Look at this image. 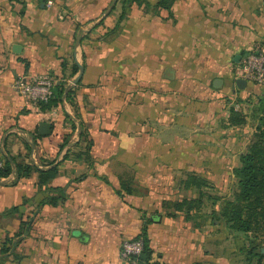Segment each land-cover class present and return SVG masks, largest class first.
<instances>
[{
    "label": "crops",
    "instance_id": "crops-1",
    "mask_svg": "<svg viewBox=\"0 0 264 264\" xmlns=\"http://www.w3.org/2000/svg\"><path fill=\"white\" fill-rule=\"evenodd\" d=\"M160 1L0 0V160L59 169L43 189L37 172L0 179V264H127L122 241L144 225L149 263L216 264L214 251L181 239L199 231L191 220L175 219L183 228L172 233L174 218L154 214L121 177L152 162L154 147L191 148L194 162V147L216 144L218 122L252 85L237 74L241 59L264 52V0ZM43 72L66 86L59 103L12 89L16 76ZM66 115L78 128L61 149ZM45 121L52 127L41 134ZM80 122L88 159L78 153Z\"/></svg>",
    "mask_w": 264,
    "mask_h": 264
},
{
    "label": "rangeland",
    "instance_id": "rangeland-1",
    "mask_svg": "<svg viewBox=\"0 0 264 264\" xmlns=\"http://www.w3.org/2000/svg\"><path fill=\"white\" fill-rule=\"evenodd\" d=\"M233 100L232 109L243 117V122L232 125L230 118L218 122L216 144L193 148L200 151L199 161L190 160L192 149L188 147H173L175 150H171V154L167 147H154V160L138 164L136 176L130 175L132 170H126L129 172L123 179L131 184L132 193L142 197V201L147 198L152 203L154 214L174 220H191V226L199 231L181 239H187L190 244L192 240L198 245L201 242L200 247L191 244L199 251H214L216 264H261L264 230L244 232L232 228L223 216L222 208L226 201L235 197L238 178L234 169L240 166V155L255 139L264 86L252 84L246 96ZM144 151L141 147L140 154ZM208 158L210 160H206ZM190 175L203 177L206 185L187 188L185 181ZM168 228L175 234L183 227L175 220Z\"/></svg>",
    "mask_w": 264,
    "mask_h": 264
},
{
    "label": "trees",
    "instance_id": "trees-1",
    "mask_svg": "<svg viewBox=\"0 0 264 264\" xmlns=\"http://www.w3.org/2000/svg\"><path fill=\"white\" fill-rule=\"evenodd\" d=\"M160 3L170 5L172 0H161ZM124 17L125 13L120 16V20ZM78 71L79 67L76 66L75 72ZM65 92L66 86L60 81L54 88V97L47 103H39L46 106L59 103L62 101ZM67 99H73V90L68 92ZM229 118L231 119L229 123L232 125L242 123L244 120L243 117L233 109ZM75 121V119L66 115V123H68L72 131L66 135L61 145V149H63L68 143L72 132L78 128ZM254 136L255 139L249 146V149L240 155V166L234 169L238 178V188L235 192V197L232 200L226 201L222 208V214L227 221L230 222L231 227L244 232H257L259 230H264V101L262 102L261 116L259 117ZM80 139L86 141V144L80 148L81 150L78 153L81 157L88 159L90 156L92 140L88 129L85 128L82 122H80ZM65 157L69 158L70 154L65 155ZM58 170L57 165L48 169H41L32 163L20 161L17 156H12L10 158L4 157V165L0 167V179L15 172L16 180L14 183H16L22 178L29 177L37 172L39 179L36 185L39 189H43L49 185V180L58 174ZM206 183V179L203 177L190 175L185 181V186L187 188L192 186L202 187L206 185ZM130 185L131 184L128 180H124L121 177V187L127 192L132 193ZM51 201L54 202V199ZM149 221H151V219H149ZM137 237H142L144 239V252L148 256L146 261L142 260V264H169L165 262L149 263L152 249L149 246L150 239L146 225L142 227V232ZM260 262L261 264H264V254L260 255Z\"/></svg>",
    "mask_w": 264,
    "mask_h": 264
},
{
    "label": "built area",
    "instance_id": "built-area-1",
    "mask_svg": "<svg viewBox=\"0 0 264 264\" xmlns=\"http://www.w3.org/2000/svg\"><path fill=\"white\" fill-rule=\"evenodd\" d=\"M240 79L264 86V52L251 51L241 59L237 70ZM57 79L48 72L22 74L15 77L12 89L29 101L49 102L54 97ZM4 162L0 160V167ZM145 242L142 237L125 239L122 241L121 257L127 264H142L141 254L144 253Z\"/></svg>",
    "mask_w": 264,
    "mask_h": 264
},
{
    "label": "water",
    "instance_id": "water-1",
    "mask_svg": "<svg viewBox=\"0 0 264 264\" xmlns=\"http://www.w3.org/2000/svg\"><path fill=\"white\" fill-rule=\"evenodd\" d=\"M79 43H80V41H79ZM83 72H84V67H83L82 64H79V72H78L77 76L75 77V79L73 80L74 84H77L80 81V78L82 77ZM240 80H242L243 82L247 83L246 80H244V79H240ZM218 83H220V84H218ZM214 84L216 86H220L222 84V80L221 79H216ZM51 127H52V124L50 122H47V121L42 122L40 124V133L41 134H48L50 132V130H51ZM140 257H141V259L143 261H146L147 258H148L147 254L145 252L142 253Z\"/></svg>",
    "mask_w": 264,
    "mask_h": 264
}]
</instances>
